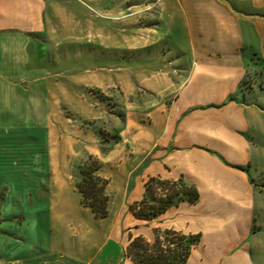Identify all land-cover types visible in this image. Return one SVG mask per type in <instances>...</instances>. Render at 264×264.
Wrapping results in <instances>:
<instances>
[{
	"label": "crops",
	"instance_id": "0c3cea01",
	"mask_svg": "<svg viewBox=\"0 0 264 264\" xmlns=\"http://www.w3.org/2000/svg\"><path fill=\"white\" fill-rule=\"evenodd\" d=\"M138 1L142 25L131 0H0V264H133L131 238L155 229L199 237L185 264H264V105L246 84L264 70V0ZM113 87L123 118L107 140L83 124L103 117L90 89ZM89 157L108 182L103 219L76 187ZM152 176L199 198L138 220L128 206ZM121 201L123 224L109 222Z\"/></svg>",
	"mask_w": 264,
	"mask_h": 264
},
{
	"label": "trees",
	"instance_id": "16d2710c",
	"mask_svg": "<svg viewBox=\"0 0 264 264\" xmlns=\"http://www.w3.org/2000/svg\"><path fill=\"white\" fill-rule=\"evenodd\" d=\"M88 163L81 171L83 176L76 181V187L83 206L90 208L95 218L103 219L108 216L109 197L105 190L108 182L98 174L101 164L96 158L89 157ZM198 198L197 189L181 178L172 180L152 176L144 183L143 198L130 204L128 209L136 219L151 221L181 202L195 203ZM154 235L151 242L142 236L131 238L125 255L133 264H185L193 245L199 240L197 235L172 230L162 232L155 229Z\"/></svg>",
	"mask_w": 264,
	"mask_h": 264
},
{
	"label": "rangeland",
	"instance_id": "374dc122",
	"mask_svg": "<svg viewBox=\"0 0 264 264\" xmlns=\"http://www.w3.org/2000/svg\"><path fill=\"white\" fill-rule=\"evenodd\" d=\"M105 4L106 2H104V5ZM117 4H121V2H117ZM130 4L132 6L131 17L135 21L136 19H138L136 23L138 25H142V14L138 12L140 9V6H142V2L138 0H131ZM139 15H141V17H139ZM117 66L118 65H116V67L114 68L117 69L118 68ZM257 70H258L257 73L251 72L250 74H248V77L246 78V84L248 86L251 85L253 88L254 87L256 88L257 93H258L257 96L255 97L256 102L257 104L262 106L264 105V70L262 68H258ZM251 81H252V84H250ZM90 91L98 99L99 107H100L103 117L99 121H95V122L84 121L83 128L88 129V130H95L96 132H99L102 135V137H104L107 140L117 139L116 134H111L110 132H108L106 127L108 123L112 120V116H115L116 118L118 117L120 120H122L123 118L122 104L125 98H124V95L121 89L119 87H113L111 89H104V90L100 88H91ZM139 94L140 92H138V95ZM138 95L136 94L134 97L137 98ZM260 151L261 152H260L259 160L257 164L253 166L252 174L254 176L255 182L259 186L264 187V143L263 145L260 146ZM88 164L89 163H88L87 158H84L79 163L73 164L74 166L73 173H74V177L76 178V180H79L82 178L83 175L81 174V171L83 169H86ZM135 166L137 167L136 171L140 173L142 170V156L140 157L136 156L135 158L132 159V168ZM263 195H264V188H263ZM110 209H111V217H110L109 222L111 221L112 217L114 216L116 217V215L119 214L120 218L118 219V221H119V224L122 225L123 218L121 217V215L123 216L126 214V213L123 214V212L126 211V209L124 208L123 202L121 201L119 203L115 202V203L110 204ZM129 229H132L131 232L129 233L132 236L137 235V234H142V224H140L137 228H134L133 226H131ZM126 231L127 229L121 230L122 233Z\"/></svg>",
	"mask_w": 264,
	"mask_h": 264
}]
</instances>
